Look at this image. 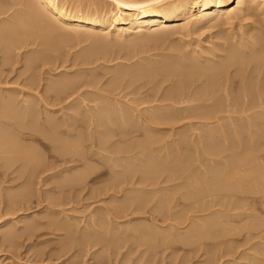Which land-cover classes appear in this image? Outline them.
<instances>
[{
    "label": "rangeland",
    "instance_id": "1",
    "mask_svg": "<svg viewBox=\"0 0 264 264\" xmlns=\"http://www.w3.org/2000/svg\"><path fill=\"white\" fill-rule=\"evenodd\" d=\"M20 1L24 5H22ZM34 1L32 0H29V1L28 0H23V1L22 0H0V7H1L0 9L2 8L6 9L8 7L11 9L10 10L11 15L9 12L6 18L0 19V30L3 31V33L2 32L1 33L5 35V36H3L2 34L0 35L2 36L0 37V53H3V54H0V57H1L0 66H2L1 63L2 62L4 63V60H7V58H9L10 56V59H9L10 63H8L9 65L6 68L4 67V69L0 67V88H1L0 90L15 91L17 89L16 90L17 92L22 90L21 91L22 93L20 94L17 93L21 95V96L18 95L19 100H22V99L24 100V98L26 99V97H28L31 93L32 97L29 96L27 98L28 100H30V102L29 101L28 102L34 105L36 104L37 101H39V105L37 103L34 106L36 109L39 108L40 112L43 113L42 116L39 115L41 116L40 118L44 117V120H45L48 117H50L51 119L55 117L54 119L55 121H57L56 124L57 125L60 124L58 125L59 128L56 127L57 130L55 128L53 129L55 130V132H53V130L51 131V133L53 134L49 132V134L52 137H54L53 141H55V143L57 144H60V143L65 144V145L67 144V146L71 144L72 147H74L75 149L77 148L76 150H77L78 157L76 155L75 159H81L82 157L83 159L81 160L82 162L79 161L77 164L70 163L67 166L64 163V160L61 157H59V155L53 150V147L50 146L49 142L44 141V144L48 145V146L47 145L44 146V144L41 145L36 141L34 142V140H26L27 138L25 136L22 137L23 139L25 138V140L21 139L20 144L23 143V146L28 145L29 147H33V149H35L34 150L35 154L37 155L38 158L40 159L43 158L42 159L43 162L44 161H46L45 163L49 162V164H53L54 167L55 166L56 167L55 169L52 170V172H49L50 174L48 172H46L45 175L42 174L43 177H41V181L43 183L40 181V178L39 180H37L38 177L34 179V181L35 180L40 181V184L39 182L37 183L36 181L35 182L33 181L35 184L37 183L36 185L34 184L35 186L32 185L34 186L36 192H35V196L33 197L34 199L28 198V200L30 201L26 200L25 199L26 197L23 199L20 197V195L23 194V192H25V190L27 189L25 187H28V186H25L28 184V182H26L27 177L24 176L25 178L22 179L23 177L20 174L19 166L21 164L15 165L16 167H13L11 171L5 173L6 175H0V202L3 201L2 204H0V264H212V263L213 264H218V263L219 264H264V191H263L264 188L260 187L259 185L260 184L259 181L261 180L258 179L259 180L258 181L255 178V177L259 178L258 177L259 172L256 173L257 176L255 177L253 176L255 172L259 171V168L263 169L264 171V139H263L264 138V127L262 128V126L264 125V89H261V91L259 90L260 93L259 91L258 93L256 92L258 94V97H257V94H255L256 96L255 99L258 100L259 103L257 101L258 103L257 104L255 100L254 102L255 104L252 103L250 105L251 106L249 108L250 111L247 110L249 106L246 108V111L244 112L243 110L245 109L240 110L241 109L240 108L239 109L240 111H239V110H236L237 107L234 106L235 108L231 107L229 109L223 110L224 113L223 111H220L218 113L214 112V116L215 114L217 115L220 114L218 116L217 115L215 116L216 117L215 119H218V121L216 122V120L215 121L212 120L214 118V116L212 117L213 113L210 114L211 118H208V120L206 118L205 120L203 118L201 119L198 118V116H200L198 115V113L200 112L197 113L196 111H191V112L186 111L190 109V106L193 103H191L190 106L188 105V103L184 104L185 106L188 105L187 106L188 108H186V110L182 108L184 107L183 104L180 105L182 110L186 111V113L182 112L183 115H181L182 113H181V109L179 108L180 107L179 105L177 106L175 105L176 106L175 107L174 105L172 106L171 105L172 103L170 104V102L164 103V101H162L161 96H163L164 94L166 95V93L174 90L173 88H175L176 86L175 85L176 79L174 80V78H172L173 80L170 78L171 80L170 79L169 81L167 80L168 82L164 81L166 84L161 82L160 85H159L160 82L159 83L157 82L158 84L157 85L156 82L154 81L144 82V80L142 81L138 79L137 80L131 79L132 81L131 82L129 81L130 79L128 80L124 78L120 80L119 82H113L118 76L116 75L118 74L117 71L119 72V75H120L122 72L125 74L126 70H127L126 73L131 72L133 70L132 67L137 68L141 64L151 65V64H155L153 63L154 61L155 62H161L165 60L169 61L171 56H173V59H175L174 56L176 57L177 55L181 54L180 53L181 51L189 55H190V52H191V55L194 52L195 54L197 53V55L201 53L202 55L199 54V56H202V58L205 57L204 54H206V56H209L212 54L213 56L214 53L216 54L218 53V52H215L217 50L216 48H213V47L224 48V45L225 47L229 45L228 43H230L231 46L232 44H234L233 43L234 40L236 41V39L233 38L235 33H237L235 37L239 38V33H240L239 27L236 26V24L233 25V27L226 25V22L222 18L223 20L220 19L218 21L215 20L214 22H212L211 23L212 25L206 24V25L197 26V28L195 27V29L193 28L192 29L193 34L189 35L190 36V37L188 36L189 38L187 37L185 33L183 32L179 33L178 31V32H174V34L172 33V35L171 33H168L171 36V37L169 36L167 37L169 40L166 38L167 35L166 36L161 35L164 38L158 37L160 36V33H159L157 36L155 35V37L143 36L141 38L126 40L123 42L121 41L122 44L120 42L118 44L116 42L112 43V44L116 43V45L118 46L120 45L122 46V48H124L125 46L124 48L125 50L126 49L128 50V48L129 50H131L132 49L131 47H133V49L135 47L139 49L141 48V51L140 50H139L140 52L138 51V54L139 53L141 54H139L138 56L135 55L134 57H129V58H128L127 50H126L127 57H125L126 54L124 53L125 52L124 49H122L124 52L117 49L121 53L125 54V55L124 54L119 55V52H117V50H116V53L114 52L112 53V49L109 48L110 49V52H109L108 47H110L111 44L107 46V48L101 47L102 44L108 43V37L105 36L106 33L100 32L101 33L100 34L99 32L98 33L93 32L92 34V32L86 33L83 30L77 31L78 34H76L75 30L69 31L71 33V36L73 33L74 37L70 38L69 37L70 34H69L68 37L65 38V41H64V37H62L60 40L64 41V43L66 44L59 41V43H61L60 45H58L59 48L54 47L57 45L51 43L53 44L52 51H51L52 47L50 46V44L47 46L46 45L44 46L43 45H40V46L31 45V47L18 49L15 51L13 48H11L13 49V50L9 49V51L11 52H9L7 55L4 54L5 46L10 45L9 44L10 36H8L7 28H4V27H7L8 22L14 21L13 16L18 19L17 24H20V20L21 22L23 19L25 20L26 17H24L25 16L24 14L26 13V10H25L26 8L23 6H25V4L28 2L30 3ZM76 1L78 0H69V2H74L75 4H76ZM79 1L82 4L91 5L92 7L96 9H100L104 13L105 12H107V14L110 13L109 15L111 16H115V17L120 16V13L116 11L117 10L116 6L112 3V0H79ZM16 3H18V5ZM261 3L263 5L262 7L264 10V0ZM232 5L236 6V2L232 3ZM22 11H25L24 14ZM91 11L92 10H89V12ZM12 12H13V15H12ZM195 14L199 15V13H196V12ZM20 16L21 17L23 16V19L22 18L19 19ZM255 16H252V15L248 16L251 19L250 20L251 22L249 21V18H248L247 21L245 20L246 22L244 23V25L248 24V21L249 23H252L253 21H255L256 23L252 25V28L260 29L263 25L262 18H264V15L262 14V12H257ZM5 22L7 23V25ZM243 22H242V25H243ZM9 26L13 30H18L17 27L19 25L18 26L16 25L17 27L14 25L16 29L12 25H9ZM5 30H6V33H5ZM65 30L62 31V33L64 32L63 34H65ZM231 30H233L234 32ZM76 36H80L78 37L79 39ZM143 38L144 39L146 38V39L144 40ZM259 38L263 40L264 36L261 35V37ZM105 39H106V42H105ZM67 40H70V41L68 42ZM95 40L97 41V43ZM114 41H117V40H114ZM224 41L227 42V45H226V42ZM126 46H128V48H126ZM179 46L182 48L179 49ZM55 48L57 49L55 50ZM104 48L106 49V53L104 52L105 51ZM100 49L104 53L101 52ZM45 51L46 53L49 52L48 53L49 55H46V56H49L50 58L49 62L51 64H49V62L45 64H43L44 62H40V63L38 62V64L36 63L37 65L36 64L32 65V63L30 64V62H28L30 58L34 57L35 55L37 56L38 53L39 54H42V52L45 53ZM210 51H212V53ZM89 54H91V56H89ZM2 57L4 60H2ZM86 58H88L89 61ZM253 58L254 56H252L250 59H253ZM11 59H13V61ZM173 59L171 58V60ZM223 60L224 59H221L220 61V59H218L217 63L219 62L222 63ZM146 61L148 63H145ZM248 61H249L248 63H250V60ZM245 62L247 63V61L244 60V63ZM215 63H212V65ZM206 64L208 65V63ZM135 65H138V66H135ZM250 65H253V64H250ZM32 66H35V67L31 69ZM251 67L252 66H250V68ZM126 68H129V69H126ZM259 71L262 72V70H259ZM79 74L82 75L84 78L82 79L83 81H81L80 87L78 86L77 90L79 91H77L76 93L74 92V94L71 93L72 96H69L70 99L65 98L64 101L66 103L63 101V103L59 102L60 104H58L57 101H54L52 99L54 98L53 97L54 95H52V93L49 92V86L55 84L56 81L57 83L58 82L60 83V81L61 82L64 81L65 78H74V76L79 75ZM239 74H241L242 76L241 75L239 76ZM261 74L262 75H260L259 77H256V80L257 78H259V80L263 78L264 75L263 73ZM234 75H236V73ZM245 75L246 74L242 72V73H237V76L239 77L235 76L237 83L235 82L236 85L235 84H234L235 86L233 85L235 90L233 89L234 92L231 91V93H233V95H236L235 96L236 98H237V94H240L241 92V91H237V90H241L239 78L245 77ZM28 76L29 77L33 76V77H36L35 79H38V82L36 83L38 87H36L35 85L34 87L36 88H33V86L32 88H30V85L28 83L29 82ZM86 78H87V81H86ZM26 79L28 80V82H26L27 81ZM110 82H112L113 86L111 85ZM146 83H147V86L145 85ZM196 84H197V89L200 88L198 86L201 85V83L199 84L198 82ZM26 86H28V90L26 89L27 88ZM156 86H158L159 89H157ZM195 86L196 85H193L191 87V91L192 90L196 91ZM236 86L237 87L239 86V89H237ZM29 88L31 89L30 91H29ZM151 90L153 92H150ZM13 91H8L7 95H9V92L12 93ZM15 93L13 92L12 94L15 95ZM24 94L25 95L29 94V95L25 96ZM220 94L222 95L223 93H220ZM253 94H254V91H253ZM41 95L44 97H42ZM50 95L52 96V98ZM233 95L229 96L230 97L229 99L233 98ZM156 96L157 97L159 96V97L157 98ZM48 97H50V99H48ZM42 98L43 100H45V98L48 99L47 101L50 100L49 101L50 103L46 101L48 104L47 105L46 102L43 101L45 102L43 104ZM150 98L152 99L154 98V99L152 100ZM223 98L225 97H222V98L218 97L217 99L219 100L216 99V101H220L222 104L225 100ZM155 99H157V101H155ZM220 99H222V101ZM53 101L57 104H55ZM51 102L54 103L55 105L52 104ZM118 102H120L121 104H118ZM212 103L214 104L215 100L209 101L208 104H212ZM195 104L196 103H194L193 105ZM46 105L49 106V110L46 107ZM52 105H54L53 106L54 108H51ZM158 105L160 107L161 106H164V107L160 108ZM43 106L44 108H42ZM119 106L120 107L122 106L123 108V109L121 108L122 111H126L129 109L128 112L126 111L127 112L126 116L129 117V120L128 119L126 120L127 122L131 121L130 124L124 123L126 120L124 119L122 120V118L120 117L119 118L117 117L118 119L116 118V115L118 116L119 114L118 113V109L120 108ZM172 107H174L175 110L179 109L177 111L178 113ZM155 108H157L158 110ZM111 109L112 111H109ZM164 109L167 112L169 111L168 112L169 114L166 111H164ZM172 109L175 112L172 111ZM155 110L157 111L155 112ZM233 111L234 113H232ZM153 112L155 114H153ZM193 112H195V114ZM131 114L133 118H131L132 117ZM161 114L163 115L165 114L166 116L164 115L162 117ZM47 115L49 116L45 117ZM50 115L51 116L53 115V116L51 117ZM113 116L116 118L115 121L118 123L114 121ZM151 116L155 117L156 119L158 117L159 122H157L158 119L157 120L155 119L157 123L153 122L154 118L152 119ZM161 117L162 119H164L165 117L164 119L165 122L163 121L162 123H160ZM54 119L52 120L54 121ZM57 119H60V120H57ZM219 119L221 120L219 121ZM119 120L122 121V124H127L128 126L122 125ZM145 120L147 121V123ZM27 121L30 123L29 118H25V121L20 122V124L23 123L21 125H24L23 127H25V125H28ZM248 122H249V125H248ZM250 122H253L256 126L255 125L254 127H252L253 125L250 126ZM258 122L261 125L260 124L258 125ZM12 124L13 122L12 123L10 122L8 125L11 126ZM1 127L2 126L0 125V128ZM5 128L2 127L1 130ZM214 128L215 130L213 131ZM59 129L62 132L59 131ZM226 129L228 131H226ZM5 130H7V128ZM68 130H71L72 132ZM222 130L223 132H221ZM230 130H231V133H230ZM244 131H246V133ZM126 134L127 136L124 137ZM149 134L151 135L154 134V137L152 138L150 137L151 136L150 135L149 138H146L148 137ZM56 135L57 137H55ZM258 135L259 136L262 135V136L258 137ZM105 136L109 138L112 136L113 137L111 139L106 137L105 139ZM155 137H156V140H158L157 142L160 141L159 143L157 142L156 144L154 143L156 141ZM258 138L261 139L262 142L259 143L257 141L259 140ZM184 139L186 142L184 141ZM152 140H155V141L153 142ZM178 140L180 142H178ZM228 140L231 143H229ZM18 142H19V138H18ZM79 143L81 144V146ZM138 144L140 147L138 146ZM143 144L144 146H141ZM262 146H263V149H262ZM136 147H138L139 149H137ZM219 147H221V150ZM232 147L233 148L236 147L237 150L233 149ZM127 149H130L128 151L129 152L131 151L132 153L127 152ZM148 149L153 154H151L148 151ZM43 153L44 155H42ZM210 153L216 156H212ZM233 154H234L233 156L234 158L232 157ZM178 155H180L181 158ZM220 155H221V158H220ZM149 157L150 158L153 157L152 158L153 161H151L152 159H149ZM178 158L180 159L178 160ZM237 158H240L242 160H239ZM232 159L234 160L237 159L241 161L242 165L239 161H236V160H235L236 161V164H235V161ZM243 159H245V161ZM231 161H234L232 162L233 164L232 163L230 164ZM146 162H147V166H146ZM55 163H57V165ZM219 163H222V164L220 165ZM118 164L120 167L118 166ZM113 165L114 166L116 165V166L114 167ZM237 165L238 166L241 165L240 167H242V170L246 169L247 171L246 170L242 171L241 168L238 167ZM72 167L76 169H72ZM113 168L115 169L114 171H113ZM233 168H235V170ZM236 168H239L240 169L239 171L243 173L240 172L239 174V172L236 171L237 170ZM232 169L236 171L237 174L231 171ZM249 169L251 170L249 171ZM145 170L146 172H144ZM148 170L149 172H147ZM226 170L228 173L226 172ZM244 172L250 173L251 177L250 178L247 177L248 173L244 174ZM118 173H121V174H118ZM252 173L253 175H251ZM87 174L89 176L87 178L88 181L86 179V182L85 184H82V187L77 186L79 188L75 187V189L74 187H72L71 189L73 190H71L69 186H67L69 187V189L66 187H63V186H66L64 185L65 183L64 184L62 183L63 180L61 181L63 177L66 179L67 177L74 178V176L77 177L78 175L81 176V175H87ZM145 174L147 175L145 176ZM197 174L198 176L196 177ZM231 174L233 175V177ZM218 175L220 177H217ZM229 175L232 178H235L237 176L239 177L235 178L236 180L230 177L231 180H235V181L233 182L231 181V183L233 184H231L230 186L228 185L230 183L226 182V184L228 183L227 186H229V187L226 186V188H229V189H226V192H225V190L223 191L222 185L225 186L224 185L225 183H223V181L224 182L228 181ZM244 176L246 177V179H244L245 178ZM122 177L124 179L127 178L128 182L127 181H126L127 183L119 182L122 184L121 185L118 183L119 188L121 187L120 190L119 188L117 189L116 187L114 188V186L111 184L113 182L112 180L116 178H118L119 180L120 179L124 180ZM146 177L147 179L149 178L148 179L149 182L145 179ZM151 177L153 179L150 180ZM214 177H215V180H214ZM224 177L225 179L228 177L227 180H225ZM45 178L46 179L49 178V179L45 180ZM137 178H138V182H137ZM239 178L241 179L242 182L240 181L236 182L237 180H240ZM140 179L143 181H140ZM253 179L255 181H253ZM261 179H264V178H261ZM246 180H251V183L250 181H246ZM44 181H49L48 184L46 183L48 186L45 184ZM59 181L60 183H62L60 185H61V188L64 190L58 189L60 187ZM150 181H153V184L154 182H156L157 184H155V186L153 185L151 186L149 185V183L152 184ZM57 182H58V185H57ZM243 182L244 184H242ZM261 182L264 183V180H262ZM107 183L109 184V186ZM237 183H239L240 186L239 185L236 186ZM263 183H261V186ZM255 185H256V188L258 186L257 189L255 188ZM110 187L111 188L113 187L114 189L112 188L111 190ZM210 188L212 191L213 190L214 191L212 192ZM102 189L104 190V192ZM200 189L201 191L203 190V192H201ZM207 190H209V194L210 192L212 194L209 195ZM257 192L258 193L260 192L261 194L260 193L258 194ZM230 195L233 197H231ZM15 196H19L20 198L16 199L15 201H12L11 200L12 197L15 198ZM10 201H12L11 204L9 203ZM137 201L139 204L137 203ZM130 202H133L132 204H135V203H137L138 205L142 204L140 205L141 208L137 204H135L134 206L133 205L131 206ZM218 202L219 204H217ZM122 203L126 204V206L130 203L127 208L125 207L126 208L124 209L125 211L123 210L124 204ZM236 203L239 205H237ZM118 205L122 208L116 207ZM129 206L131 207L129 208ZM163 206L166 208L162 209ZM6 209H8L9 211ZM108 212L109 213L111 212L110 214H112L110 215V217L107 216ZM114 212L116 215L114 214ZM92 215H94V217ZM106 216L110 220L105 219ZM53 218L55 220L54 223L52 221V224L54 226H52L51 222H49L50 220H53ZM101 218L103 219V221ZM9 220L12 222L10 223ZM99 220H101V222ZM32 227L33 228L35 227L34 228L35 230ZM88 227H92V228H88ZM10 230L12 231V234L14 235L12 240H8L6 238L7 234L11 233ZM88 231H90L91 233H89ZM89 235L92 236V238L89 237ZM67 237H68V240H67ZM86 237H87V239H85L86 244L85 242H83L82 244L81 240ZM93 237L96 239L95 241H97L98 245L94 241ZM97 237L99 238L103 237V238L99 239ZM71 238L74 240H72ZM89 238H91L90 241H89ZM13 239H15L14 242H13ZM94 242H95V245L93 244Z\"/></svg>",
    "mask_w": 264,
    "mask_h": 264
},
{
    "label": "bare ground",
    "instance_id": "2",
    "mask_svg": "<svg viewBox=\"0 0 264 264\" xmlns=\"http://www.w3.org/2000/svg\"><path fill=\"white\" fill-rule=\"evenodd\" d=\"M23 1V0H22ZM29 1V0H28ZM32 1H34V0H32ZM18 2V1H17ZM21 2V1H20ZM24 2H26V1H24ZM236 2V6H233L232 5V3H235ZM261 2H263V0L262 1H260V0H112V3L116 6V11H118V13H120V16L119 17H115V16H111V15H109V14H107V12H103L102 10H100V9H96V8H94V7H92L91 5H86V4H82L79 0L78 1H76V4L74 3V2H69V0H36V1H34V2H28V3H26L25 4V6H23V7H25L26 9V13L24 14V12L25 11H22L23 12V14L25 15L24 17H26V19L24 20L23 19V16L21 17L20 16V18L19 19H23L22 20V22H21V20H20V24H17V21H18V19L17 18H15L14 16H13V19H14V21H10V22H8V25H7V23H6V25H7V27H4V28H7V31H8V36H10V38L9 37H7V38H9L10 39V45L8 46H5V53L4 54H8L9 52H11V51H9V49H11V48H13L14 49V51L15 50H18V49H23V48H28V47H31V45L32 46H34V45H49L50 44V46L52 47V45L53 44H55V45H57V46H54V47H58L59 48V46L58 45H60L61 43H59V41H61L62 43H64V41H65V38L66 37H68V35H69V37L71 38H73L74 36H73V33H72V36H71V33L69 32V31H71V30H75L76 31V34H78L77 33V31H85L86 33L88 32H92V34H93V32L95 33V32H101V33H106V35L105 36H107L108 37V43H106V44H102L101 45V47H105V48H107V46H109L110 44V47H108V49L110 48V49H112V53L114 52V53H116V50L118 49V50H120V51H122V52H124L122 49H124L125 48V46H124V48H122V46H118V45H116V43L118 44L119 42L121 43V41L123 42V41H126V40H132V39H136V38H141V37H143V36H149V37H155V35L157 36L159 33H160V36H158V37H162V36H166V38L169 36V37H171L168 33H171V35H172V33L174 34V32H178L179 31V33L180 32H183V33H185L186 35H187V37L189 36V35H191V34H193V28L195 29V27L197 28V26H201V25H206V24H211L212 22H214L215 20H223L224 19V21L226 22V25H229V26H232L233 27V25H235L236 24V26H238L239 27V38H236L235 37V35L237 34V33H235V35H234V39H236V41L234 40V44H232V46L230 45V43H228L229 45H227V42L226 41H224V42H226V47H225V45H224V48H217V47H213V48H216V50L217 51H215V52H218L217 54L216 53H214V51H213V56H212V54L211 55H209V56H206V54H204L205 55V57L204 58H202V56H199V54H201V53H199L198 55H197V53L195 54V52L191 55V52H190V55L189 54H185V52H180L181 54H179V55H177L176 57L174 56V58L175 59H173V56H171V58L173 59V60H171V58L169 59V61L168 60H165V61H161V62H153V63H155V64H151V65H139V67H137V68H133L132 67V71L131 72H129V73H126L127 72V70H126V72H125V74L122 72L120 75H119V72L117 71V73L118 74H116V75H118L117 77H116V81L114 80L113 82H119L120 80H122L123 78L124 79H130L129 81H131V79L132 80H144V82L145 81H154V82H156V84H157V82L159 83V85L161 84V82H163L164 84H166L164 81H169V79L171 78H174V80L176 79V86H175V88H173L174 90H172V91H170V92H168V93H166V95L164 94H162L163 96H161L162 98V101H164V103L165 102H170V104L173 106H177V105H184V104H186V103H188V105L190 106V104L191 103H196L195 105H193V104H191V106H190V109L189 110H186V108H188L187 106H185L184 105V107H182L184 110H186V111H189V112H191V111H196L197 113L198 112H200V113H198V115H200V116H198V118H203V119H205L206 120V118H207V120H208V118H211L210 117V114H212V117L214 116V112L215 113H218V112H220V111H223V110H225V109H229V108H231V107H237V109L236 110H239L240 108V110H243V109H245V110H243V112L244 111H246V108H247V110H249V108L251 107L250 105L252 104V103H254L255 102V98H256V96H255V94H257L258 93V91L260 90L261 91V89H264V76H263V78H262V76H261V78L262 79H260L259 80V78H257V80H256V77H259L260 75H262L261 73H263V75H264V39L263 40H261V38H259V37H261V35H263L264 36V18H262V23H263V25H262V27L259 29V28H255V29H253L252 28V25L253 24H255L256 22L255 21H253L252 23H249V21L251 20L248 16H250V15H252V16H255L256 14H257V12H262V14L264 15V10H263V5H262V3ZM14 3H15V1H14ZM19 3V2H18ZM18 3H16L17 5H18ZM15 4V5H16ZM21 4L22 5H24L22 2H21ZM20 5V4H19ZM7 6V5H6ZM17 7V6H16ZM1 8V7H0ZM9 8V7H8ZM8 8H2V9H0V17H2V18H0V19H4V18H6L8 15V13L10 12V8L8 9ZM89 10H92L91 12H89ZM108 11V10H107ZM114 11V10H113ZM195 12L196 13H199V15L197 16L196 14H195ZM256 13V14H255ZM113 14H114V12H113ZM10 15H11V12H10ZM12 15H13V12H12ZM19 16V15H18ZM17 16V17H18ZM258 16V15H257ZM12 17V16H11ZM256 17V16H255ZM259 17V16H258ZM28 18V19H27ZM30 18V19H29ZM223 18V19H222ZM248 18H249V21H248V24H245L244 25V23L248 20ZM252 18V17H251ZM10 19H12V18H10ZM246 20V21H245ZM223 21V22H224ZM244 21V22H243ZM260 21H261V19H260ZM242 22H243V25H242ZM251 22V21H250ZM3 23V22H2ZM6 25H4V26H6ZM9 25H12L13 27H14V25L18 28V30H13V29H11V27L9 26ZM207 25V26H208ZM212 25V24H211ZM217 25V24H216ZM8 27H10V28H8ZM224 27V26H223ZM15 28V27H14ZM67 28V29H66ZM16 29V28H15ZM65 30V34H63L62 33V31H64ZM70 29V30H69ZM67 30H68V32H67ZM197 30V29H196ZM229 30V29H228ZM75 31H73V32H75ZM231 31H233V30H231ZM3 33V31H1L0 30V35ZM234 32V31H233ZM5 33H6V30H5ZM67 33V34H66ZM100 33V34H101ZM157 33V34H156ZM179 33H177V34H179ZM194 33H195V31H194ZM224 33V32H223ZM83 34V33H82ZM176 34V33H175ZM184 34V35H185ZM3 35V34H2ZM18 35H19V37H18ZM81 35V34H80ZM84 35V34H83ZM103 35V36H104ZM162 35V36H161ZM196 35V34H195ZM3 36H5V35H3ZM17 36V37H16ZM102 36V37H103ZM0 37H2V36H0ZM62 37H64V41H62V40H60ZM77 38L78 37H80V36H76ZM89 37V36H88ZM190 37V36H189ZM188 37V38H189ZM162 38H164V37H162ZM165 38V39H166ZM232 38V39H233ZM69 39V38H68ZM79 39V38H78ZM144 39V38H143ZM146 39V38H145ZM144 39V40H145ZM155 39V38H154ZM157 39V38H156ZM168 39V38H167ZM171 39V38H170ZM215 39V38H214ZM3 40V39H2ZM82 40V39H81ZM100 40V39H99ZM98 40V41H99ZM114 40H119L118 42L117 41H114ZM139 40V39H138ZM169 40V39H168ZM227 40V39H226ZM4 41V40H3ZM68 42L70 41V40H67ZM80 41V40H79ZM96 41V40H95ZM102 41V40H101ZM163 41V40H162ZM223 41V40H222ZM230 41V40H229ZM39 42V43H38ZM105 42H106V39H105ZM113 42H116V43H114V44H112ZM127 42H129V41H127ZM51 43H53V44H51ZM96 43H97V41H96ZM104 43V42H103ZM145 43V42H144ZM147 43H148V41H147ZM182 43V42H181ZM4 44H5V42H4ZM3 44V45H4ZM8 44V43H7ZM64 44H66V43H64ZM122 44V43H121ZM187 44V43H186ZM216 44V43H215ZM2 45V46H3ZM144 45V44H143ZM181 45V44H180ZM249 45V46H248ZM49 46V47H50ZM100 46V45H99ZM114 46V47H113ZM141 46H142V44H141ZM221 46V45H220ZM4 47V46H3ZM50 47V48H51ZM39 48V47H38ZM44 48H46V47H44ZM43 48V49H44ZM104 48V49H105ZM126 48H128V46H126ZM132 49L131 50H129V48H128V58L129 57H134L135 55H139V54H141V53H139L138 54V51L140 50L141 51V48L139 49V48H137V47H135L134 49H133V47H131ZM144 48V47H143ZM146 48V47H145ZM180 48H182V47H180L179 46V49ZM187 48V47H186ZM13 49H11V50H13ZM46 49H48V48H46ZM52 49H53V47L51 48V51H52ZM57 48H55V50H56ZM103 49V48H102ZM110 49H109V52H110ZM115 49V50H114ZM2 50V49H1ZM42 50V49H41ZM117 50V52H119V55H122V54H126V50H125V52L124 53H121L120 51H118ZM187 50V49H186ZM202 50V49H201ZM36 51V50H35ZM49 51V50H48ZM93 51V50H92ZM100 51L101 52H103L101 49H100ZM139 51V52H140ZM178 51V50H177ZM55 52V51H54ZM53 52V53H54ZM58 52V51H57ZM96 52V51H95ZM105 53H106V49H105V51H104ZM103 52V53H104ZM108 52V53H109ZM172 52H174V51H172ZM172 52H171V54H172ZM205 52V51H204ZM209 52V51H208ZM211 53H212V51H210ZM28 53V52H27ZM49 53V52H48ZM48 53H46V51H45V53L44 52H42V54H37V56L35 55L34 57H32V58H30L29 60H28V62H30V64L32 63V65L33 64H38V62L40 63V62H44L43 64H45V63H48L49 62V56H46V55H49ZM103 53H102V55H103ZM177 53V52H176ZM189 53V52H188ZM203 53V52H202ZM0 54H3V53H0ZM12 54V53H11ZM124 54V55H125ZM209 54V53H208ZM27 55V54H26ZM32 55V54H31ZM52 55V54H51ZM87 55V54H86ZM93 55V54H92ZM123 55V56H124ZM169 55V54H168ZM202 55V54H201ZM9 56V55H8ZM89 56H91V54H89ZM110 56V55H109ZM252 56H254V58L253 59H250ZM12 57V56H11ZM53 57V56H52ZM57 57V56H56ZM125 57H127V54H126V56ZM170 57V56H169ZM168 57V58H169ZM1 58V57H0ZM103 58V57H102ZM248 58V59H247ZM10 59V56H9V58H7V60H4L3 59V57H2V60H4V63L2 64L1 63V65L2 66H0L1 68H3L4 69V67L6 68L9 64L8 63H10L9 60ZM53 59V58H52ZM85 59V58H84ZM88 61H89V59L88 58H86ZM218 59H220V61H221V59H224L223 60V62L222 63H217V61H218ZM12 61H13V59H11ZM86 60V61H87ZM146 60V59H145ZM164 60V59H163ZM243 60V61H242ZM244 60L245 61H247V63L245 64L244 63ZM248 60H250V63H248L249 61ZM1 61V60H0ZM6 61V62H5ZM51 61H53V60H51ZM152 61V60H151ZM216 62V63H215ZM145 63H148L147 61L145 62ZM206 63H208V65L206 64ZM212 63H215V64H213L212 65ZM243 63V64H242ZM25 64V63H24ZM28 64V63H27ZM36 64V65H37ZM49 64H51L50 62H49ZM139 64V63H138ZM209 64H211V65H209ZM250 64H253V65H250ZM40 65V64H39ZM42 65V64H41ZM47 65V64H46ZM126 66V65H125ZM135 66H138V65H135ZM248 66V67H247ZM250 66H252L251 68H250ZM35 66H32L31 67V69L32 68H34ZM38 67V66H37ZM123 67V66H122ZM127 67V66H126ZM8 69V68H7ZM28 69V68H27ZM126 69H129V68H126ZM249 69H251V70H249ZM30 70V69H29ZM118 70V69H117ZM119 70H120V68H119ZM259 70H262V72L261 71H259ZM121 72V71H120ZM245 73L246 75H245V77H240L239 78V83H240V89L241 90H237V89H239V86L237 87L236 86V90L237 91H241L240 92V94H237V98L235 97L236 95H233V93H231V91H233L234 92V90H235V88H234V86L236 85V77L235 76H237V73ZM80 73V72H79ZM236 73V75H234V74ZM2 74V73H1ZM10 74H11V72H10ZM45 74V73H44ZM3 75V74H2ZM31 75V74H30ZM241 74H239V76H240ZM8 76H10V75H8ZM239 76H237V77H239ZM242 76V75H241ZM29 77V76H28ZM31 77V76H30ZM29 77V82H28V80L26 81V82H28L29 83V85H30V88H32V86H33V88H36V87H38L37 85H36V83L38 82V79H35L36 77H31L30 78ZM115 77V76H114ZM82 79H84L83 78V76L82 75H76V76H74V78H65L64 79V81H60V83L58 82L57 83V81H56V83L55 84H53V82H52V84L53 85H51V86H49V92H51L52 93V95H54L53 97L54 98H52V96H51V98L54 100V101H57V103L58 104H60L61 102L63 103V101L65 100V98H69L70 99V97L69 96H72L71 95V93L72 94H74V92L76 93L77 91H79V90H77L78 89V86L80 87V85H81V81H83ZM170 79V80H171ZM4 80V79H3ZM35 80H37V81H35ZM173 80V79H172ZM5 81V80H4ZM86 81H87V78H86ZM167 81V82H168ZM13 82V81H12ZM50 82H51V80H50ZM126 82V81H125ZM132 82V81H131ZM171 82V81H170ZM199 82V84L201 83V85H199L198 87H200V88H198L197 89V84L196 83H198ZM236 82V83H235ZM5 83V82H4ZM27 83V84H28ZM111 83V85H112V82H110ZM121 83V82H120ZM138 83V82H137ZM153 83V82H152ZM162 83V84H163ZM172 83V82H171ZM195 83V84H194ZM26 84V85H27ZM38 84H40V83H38ZM114 84V83H113ZM116 84V83H115ZM142 84V83H141ZM155 84V85H156ZM235 84V85H234ZM2 85V84H1ZM17 85V84H16ZM25 85V84H24ZM36 85V87H34ZM49 85V84H48ZM107 85V84H106ZM110 85V86H111ZM117 85V84H116ZM119 85V84H118ZM146 86H147V83L145 84ZM145 85H143V86H145ZM158 85V84H157ZM193 85H196L195 87H196V91L194 90H192L191 91V87L193 86ZM234 85V86H233ZM92 86V85H91ZM113 86V85H112ZM173 86V85H172ZM2 87H4V86H2ZM27 88V90H28V86H26ZM84 87V86H83ZM116 87V86H115ZM157 87V89H159L158 88V86H156ZM163 87V86H162ZM194 87V88H195ZM29 88V91L31 90ZM47 88V87H46ZM144 88V87H143ZM154 88V87H153ZM172 88V87H171ZM1 89V88H0ZM12 89V88H11ZM38 89V88H37ZM44 89V88H43ZM111 89V88H110ZM161 89V88H160ZM234 89V90H233ZM17 90V89H16ZM15 90V91H16ZM20 90V89H19ZM18 90V91H19ZM33 90V89H32ZM36 90V89H35ZM8 91H13V90H0V125L2 126V127H6L7 128V130H5V129H3V130H1V128H0V175H6L5 173H7V172H9V171H11V169L13 168V167H16L15 165H18V164H21L20 166H19V168H20V174H21V176L23 177H21L22 179H24L25 177L24 176H26L27 177V181L26 182H28V184L27 185H25V186H28V187H25V188H27L26 190H25V192H23V194H21L20 195V197L23 199V198H25L26 200H28V198L30 199V198H32V199H34L33 197L35 196V188H34V186L39 182V184H40V181H41V177H43V175H45V173L46 172H52V170L53 169H55V167H54V165L53 164H49V162L48 163H45L46 161H44L43 162V158H38L37 157V155L35 154V149H33V147H29L28 145H24L23 146V143L22 144H20V140L21 139H23L22 137L23 136H25L27 139L26 140H34V142L36 141V142H38L39 144H44V141H46V142H49L50 143V146H52L53 147V150L59 155V157H61L63 160H64V163L68 166V164H73V163H78L79 161L80 162H82L81 160L83 159V157L81 158V157H79V158H81V159H75V157H76V155H77V157H78V154H77V148L75 149L74 147H72L71 146V144L69 145V146H67V144L65 145V144H62V143H60V144H57V143H55V141H53V138L54 137H52L50 134H49V132L51 133V131L55 128L56 130H57V128H59V126L58 125H60V124H56V122L57 121H55V117L54 118H52V119H54V121L50 118V117H48L49 115H47V116H45V117H48L47 119H45L44 120V117H42V118H40L42 115H43V113L42 112H40V110H39V108L38 109H36L35 108V106L34 105H36L37 103H38V105H39V101H37L36 102V104H34V105H32V103L30 104L29 102H30V100H28L27 98L29 97V96H31V93H30V95L28 96V95H25V96H28V97H26V99L24 98V100L22 99V100H19L18 99V95L20 94V93H22L21 91H19V92H17L16 91V93H15V91H13L14 93H15V95L14 94H12V93H10L9 92V95H7V93H8ZM160 91V90H159ZM158 91V92H159ZM253 91H254V94H253ZM260 91H259V93H260ZM36 92V91H35ZM43 92V91H42ZM114 92V91H113ZM150 92H153L152 90L150 91ZM155 92V91H154ZM236 92V91H235ZM257 92V93H256ZM17 93H19V94H17ZM157 93V92H156ZM165 93V92H164ZM220 93H223L222 95L220 94ZM237 93H239V92H237ZM12 94V95H11ZM17 94V95H16ZM230 94H232L233 95V98H231L232 99V101H231V99H229L230 97L229 96H232V95H230ZM39 95V94H38ZM76 95V94H75ZM219 95V96H218ZM19 96H21V95H19ZM25 96H23V97H25ZM34 96V95H33ZM36 96V95H35ZM40 96V95H39ZM42 96V95H41ZM46 96H48V95H46ZM22 97V98H23ZM32 97V96H31ZM42 97H44V96H42ZM56 97V98H55ZM153 97H155V96H153ZM157 97V96H156ZM159 97V96H158ZM157 97V98H158ZM218 97H225V98H223V99H225L224 100V104L222 103L221 104V102L220 101H216V99ZM257 97H258V94H257ZM259 97H261V96H259ZM33 98H35V97H33ZM216 98V99H215ZM48 99H50V97H48ZM48 99H46L45 98V100H43V98H42V102L43 101H47ZM150 99H152V98H150ZM154 99V98H153ZM152 99V100H153ZM160 99V100H161ZM41 100V99H40ZM149 100V99H148ZM214 101L215 100V103L213 104H208L209 103V101ZM217 100H219V99H217ZM221 101H222V99H220ZM29 101V102H28ZM50 101V100H49ZM49 101H47V102H49ZM53 101V102H54ZM146 101V100H145ZM144 101V102H145ZM150 101V100H149ZM155 101H157V99H155ZM154 101V102H155ZM161 101V102H162ZM231 101V102H230ZM257 101L258 100H256V103H257ZM45 102H43V104L45 103ZM47 102H46V104H47ZM60 102V103H59ZM65 102V101H64ZM83 102V101H82ZM111 102V101H110ZM147 102V101H146ZM160 102V101H159ZM218 102H220V103H218ZM226 102V103H225ZM230 102V103H229ZM50 103V102H49ZM52 103V102H51ZM55 103V102H54ZM54 103H52V104H54ZM57 103H55V104H57ZM66 103V102H65ZM103 103V102H102ZM211 103V102H210ZM229 103V104H228ZM258 103H259V101H258ZM257 103V104H258ZM30 104V105H29ZM54 104V105H55ZM118 104H121L120 102H118ZM255 104V103H254ZM48 105V104H47ZM46 105V107L48 108V110H49V106H47ZM54 105H52V107L51 108H54L53 106ZM113 105V104H112ZM115 105V104H114ZM125 105V104H124ZM128 105V104H127ZM193 105V106H192ZM45 106V105H44ZM44 106L42 107V108H44ZM59 106V105H58ZM71 106V105H70ZM74 106V105H73ZM104 106V105H103ZM153 106H155V105H153ZM159 106V105H158ZM169 106V105H168ZM175 106V107H176ZM118 107V106H117ZM116 107V108H117ZM120 107V106H119ZM128 107V106H127ZM160 107V106H159ZM162 108L164 107V106H161ZM160 107V108H161ZM234 107V108H235ZM257 107V106H256ZM81 108V107H80ZM105 108V107H104ZM121 108H122V106L118 109V116L116 115V118L118 117H120V118H122V120L124 119V120H126V119H128L129 120V117L128 116H126V113L128 112V110H126V111H122L121 110ZM136 108V107H135ZM160 108H159V110H160ZM173 109H174V107H172ZM180 109H181V113L182 112H185L186 113V111H183L182 110V108H181V106L179 107ZM252 108H253V106H252ZM123 109V108H122ZM132 109V108H131ZM155 109H157V108H155ZM166 109V108H165ZM164 109V111H166ZM172 109V111H174ZM39 110V111H38ZM117 110V109H116ZM125 110V109H124ZM158 110V109H157ZM157 110H155V112L157 111ZM179 109H177V110H175L176 112L178 111ZM239 110V111H240ZM53 111V110H52ZM72 111V110H71ZM74 111V110H73ZM87 111H88V109H87ZM109 111H112V109L111 110H109ZM121 113H120V112ZM163 111V112H164ZM174 111V112H175ZM250 111V110H249ZM43 112H45V111H43ZM103 112V111H102ZM108 112V111H107ZM107 112H105V113H107ZM135 112V111H134ZM162 112V111H161ZM167 112V111H166ZM169 112V111H168ZM167 112V113H168ZM226 112H227V110H226ZM242 112V111H241ZM48 113V112H47ZM52 113V112H51ZM56 113V112H55ZM54 113V114H55ZM61 113V112H60ZM69 113V112H68ZM104 113V114H105ZM158 113V112H157ZM178 113V112H177ZM185 113H184V115H185ZM194 114H195V112H193ZM192 113V114H193ZM223 113H224V111H223ZM232 113H234V111L232 112ZM240 113V112H239ZM247 113H248V111H247ZM46 114V113H45ZM111 114V113H110ZM153 114H155L154 112H153ZM169 114V113H168ZM187 114H189V113H187ZM231 114V113H230ZM39 115H41V116H39ZM102 115V114H101ZM113 115V114H112ZM111 115V116H112ZM120 115V116H119ZM162 115V117L165 115H163V114H161ZM181 115H183V113L181 114ZM217 114H215V116H216ZM218 115H220V114H218ZM217 115V116H218ZM51 116V115H50ZM53 116V115H52ZM51 116V117H52ZM57 116V115H56ZM131 116H132V114H131ZM141 116V115H140ZM139 116V117H140ZM159 116V115H158ZM166 116V115H165ZM214 116V118L212 119V120H216V122L218 121V119H215L216 117ZM244 116V115H243ZM58 117V116H57ZM114 117V116H113ZM112 117V118H113ZM126 117H128V118H126ZM152 117V119L154 118V121L153 122H156L155 121V117H153V116H151ZM162 117H161V121H160V123H162L163 121L165 122V117H164V119H162ZM171 117V116H170ZM178 117H180V116H178ZM193 117V116H192ZM263 117V116H262ZM25 118H29V120H30V123L28 122V125H25V127H23L24 125H21V124H23V123H21L20 124V122H23V121H25ZM61 118V117H60ZM116 118L114 117V121L116 120ZM117 118V119H118ZM131 118H133V116L131 117ZM160 118V117H159ZM190 118V117H189ZM218 118V117H217ZM252 118V117H251ZM157 119H158V117H157ZM156 119V120H157ZM191 119V118H190ZM222 119V118H221ZM221 119H219V121L221 120ZM228 119H229V117H228ZM241 119H242V117H241ZM44 120V121H43ZM57 120H60V119H57ZM138 120H139V118H138ZM178 120V119H177ZM211 120V119H210ZM224 120V119H223ZM222 120V121H223ZM251 120V119H250ZM253 120V119H252ZM259 120H260V118H259ZM258 120V121H259ZM120 121V120H119ZM136 121V120H135ZM142 121V120H141ZM146 121V120H145ZM245 121V120H244ZM12 123L13 122V124L11 125V126H9L8 124L9 123ZM26 122V123H27ZM59 122V121H58ZM65 122V121H64ZM116 122V121H115ZM130 122L131 121H128L127 122V120L124 122V123H128V124H130ZM139 122V121H138ZM157 122H159V119L157 120ZM156 122V123H157ZM166 122H168V121H166ZM176 122V121H175ZM179 122V121H178ZM260 122V121H259ZM258 122V125L260 124ZM262 122V121H261ZM60 123V122H59ZM61 123H62V121H61ZM116 123H118V122H116ZM115 123V124H116ZM120 123L122 124V121H120ZM119 123V124H120ZM137 123V122H136ZM146 123H147V121H146ZM206 123V122H205ZM209 123V122H208ZM242 123V122H241ZM247 123V122H246ZM263 123V122H262ZM83 124V123H82ZM84 124H86V123H84ZM138 124V123H137ZM145 124V123H144ZM234 124V123H233ZM74 125V124H73ZM95 125V124H94ZM105 125V124H104ZM122 125H127V124H122ZM149 125V124H148ZM206 125V124H205ZM210 125H212V124H210ZM232 125V124H231ZM230 125V126H231ZM248 125H249V122H248ZM251 125H253L252 127H254V123L253 122H250V126ZM261 125V124H260ZM263 125V124H262ZM66 126H68V125H66ZM70 126V125H69ZM113 126H114V124H113ZM125 126H123V127H125ZM128 126V125H127ZM144 126V125H143ZM142 126V127H143ZM147 126V125H146ZM220 126V125H219ZM225 126V125H224ZM241 126V125H240ZM247 126V125H246ZM256 126V125H255ZM10 127H11V129H10ZM57 127V128H56ZM65 127V126H64ZM85 127V126H84ZM104 127V126H103ZM111 127V126H110ZM119 127V126H118ZM122 127V126H121ZM135 127V126H134ZM209 127V126H208ZM235 127H237V126H235ZM261 127V126H260ZM264 127V125L262 126V128ZM10 130H9V129ZM61 128V127H60ZM63 128V127H62ZM127 128H129V127H127ZM126 128V129H127ZM138 128V127H137ZM141 128V127H140ZM151 128V127H150ZM155 128V127H154ZM230 128V127H229ZM251 128V127H250ZM69 129V128H68ZM73 129V128H72ZM117 129V128H116ZM158 129V128H157ZM228 129V128H227ZM226 129V131H228ZM231 129V128H230ZM237 129H239V128H237ZM256 129V128H255ZM258 129V128H257ZM77 130V129H76ZM106 130V129H105ZM125 130V129H124ZM151 130V129H150ZM154 130V129H153ZM160 130V129H159ZM215 130V128L213 129V131ZM232 130V129H231ZM231 130H230V133H231ZM235 130V129H234ZM259 130V129H258ZM59 131H61L60 129H59ZM58 131V132H59ZM68 131H71V130H68ZM118 131V130H117ZM123 131V130H122ZM155 131V130H154ZM161 131V130H160ZM212 131V130H211ZM262 131V130H261ZM53 132H55V130H53ZM62 132V131H61ZM63 132H64V130H63ZM72 132V131H71ZM70 132V133H71ZM109 132V131H108ZM107 132V133H108ZM127 132V131H126ZM221 132H223V130L221 131ZM221 132H220V134H221ZM225 132V131H224ZM234 132V131H233ZM237 132H239V131H237ZM236 132V133H237ZM245 133H246V131H244ZM259 132V131H258ZM65 133H66V131H65ZM110 133H112V132H110ZM147 133H148V131H147ZM156 133V132H155ZM202 133V132H201ZM206 133H208V132H206ZM212 133V132H211ZM218 133V132H217ZM51 134H53V133H51ZM77 134V133H76ZM152 134V133H151ZM151 134H149L148 135V137H146V138H149V136L151 135ZM182 134V133H181ZM205 134V133H204ZM210 134V133H209ZM219 134V133H218ZM248 134V133H247ZM27 135V136H26ZM147 135V134H146ZM156 135V134H155ZM188 135V134H187ZM212 135V134H211ZM217 135V134H216ZM233 135V134H232ZM235 135V134H234ZM237 135H239V134H237ZM246 135V134H245ZM254 135V134H253ZM127 136V134L124 136V137H126ZM210 136V135H209ZM220 136V135H219ZM218 136V137H219ZM260 136H262V135H260ZM259 135H258V137H260ZM55 137H57V135L55 136ZM60 137H61V135H60ZM76 137V136H75ZM78 137V136H77ZM106 137L107 136H105V139H106ZM113 137V136H112ZM112 137H107V138H109V139H111ZM150 137H154V134L153 135H151ZM157 137V136H156ZM156 137H155V140H156ZM234 137H236V136H234ZM240 137V136H239ZM256 137V136H255ZM17 138V139H16ZM18 138H19V142H18ZM29 138V139H28ZM88 138V137H87ZM120 138V137H119ZM210 138H212V137H210ZM214 138V137H213ZM217 138V137H216ZM224 138H225V136H224ZM223 138V139H224ZM241 138V137H240ZM253 138V137H252ZM41 139V140H40ZM63 139V138H62ZM79 139V138H78ZM77 139V140H78ZM219 139V138H218ZM227 139V138H226ZM247 139V138H246ZM254 139V138H253ZM252 139V140H253ZM259 139V138H258ZM261 139H262V137H261ZM261 139H259V140H257L259 143L260 142H262L261 141ZM264 139V138H263ZM23 140H25V138L23 139ZM57 140V139H56ZM155 140H152L153 142L155 141ZM245 140V139H244ZM100 141V140H99ZM151 141V142H152ZM158 140H156L154 143L156 144V142H157ZM184 141H185V139H184ZM184 141H182V142H184ZM210 141V140H209ZM220 141V140H219ZM229 141V140H228ZM236 141V140H235ZM242 141V140H241ZM25 142V141H24ZM28 142V141H27ZM33 142V141H32ZM57 142V141H56ZM81 142V141H80ZM146 142H148V141H146ZM150 142V141H149ZM152 142V143H153ZM160 142V141H159ZM159 142H157V143H159ZM178 142H180L179 140H178ZM186 142V141H185ZM137 143V142H136ZM153 143V144H154ZM220 143H222V142H220ZM229 143H231L230 141H229ZM228 143V144H229ZM244 143V142H243ZM28 144V143H27ZM80 144V143H79ZM148 144V143H147ZM154 144V145H155ZM196 144V143H195ZM207 144V143H206ZM226 144V143H225ZM242 144V143H241ZM247 144V143H246ZM47 144H44V146H46ZM180 145H181V143H180ZM235 145V144H234ZM244 145V144H243ZM257 145H258V143H257ZM263 145V144H262ZM48 146V145H47ZM80 146H81V144H80ZM134 146H135V144H134ZM138 146H139V144H138ZM141 146H144V144L143 145H141ZM147 146V145H146ZM149 146V145H148ZM157 146H158V144H157ZM184 146V145H183ZM219 146V145H218ZM245 146V145H244ZM140 147V146H139ZM151 147V146H150ZM166 147V146H165ZM211 147V146H210ZM225 147V146H224ZM234 147V146H233ZM232 147V148H233ZM137 149H139L138 147H136ZM208 148V147H207ZM217 148V147H216ZM220 148V150H221V147H219ZM229 148V147H228ZM231 148V147H230ZM125 149V148H124ZM132 149H134V148H132ZM136 149V150H137ZM143 149H145V148H143ZM147 149V148H146ZM158 149V148H157ZM162 149V148H161ZM181 149V148H180ZM184 149V148H183ZM183 149H182V151H183ZM213 149V148H212ZM233 149H236V147L235 148H233ZM240 149V148H239ZM262 149H263V146H262ZM38 150V149H37ZM128 150H130V149H127V152H129ZM169 150V149H168ZM175 150V149H174ZM190 150V149H189ZM237 150V149H236ZM250 150V149H249ZM251 150H252V148H251ZM43 151V150H42ZM81 151V150H80ZM106 151V150H105ZM114 151V150H113ZM148 151H149V149H148ZM164 151V150H163ZM179 151H181V150H179ZM186 151V150H185ZM214 151V150H213ZM230 151V150H229ZM233 151V150H232ZM263 151V150H262ZM55 152H54V154H55ZM131 152V151H130ZM129 152V153H130ZM141 152V151H140ZM150 152V151H149ZM178 152V151H177ZM235 152V151H234ZM250 152V151H249ZM252 152H253V150H252ZM251 152V153H252ZM36 153H38V152H36ZM49 153H51V152H49ZM121 153V152H120ZM123 153V152H122ZM132 153V152H131ZM146 153V152H145ZM151 153V152H150ZM167 153V152H166ZM173 153V152H172ZM179 153V152H178ZM187 153V152H186ZM192 153V152H191ZM226 153H227V151H226ZM230 153V152H229ZM255 153V152H254ZM128 154V153H127ZM149 154V153H148ZM151 154H153V153H151ZM168 154H170V153H168ZM201 154V153H200ZM206 154H208V153H206ZM211 155H212V153H210ZM232 154V153H231ZM240 154V153H239ZM261 154H262V152H261ZM42 155H44V153L42 154ZM113 155V154H112ZM147 155V154H146ZM150 155V154H149ZM235 155H236V153H235ZM39 156V155H38ZM118 156H120V155H118ZM142 156V155H141ZM167 156V155H166ZM178 156H180V155H178ZM212 156H216V155H212ZM218 156V155H217ZM223 156V155H222ZM234 156V154L232 155V157ZM244 156H246V155H244ZM247 156H248V154H247ZM251 156V155H250ZM260 156V155H259ZM40 157V156H39ZM169 157V156H168ZM183 157V156H182ZM195 157V156H194ZM225 157V156H224ZM55 158V157H54ZM143 158V157H142ZM145 158V157H144ZM153 157H149V159H152ZM161 158V157H160ZM180 158H181V156H180ZM180 158H178V160L180 159ZM220 158H221V155H220ZM228 158V157H227ZM234 158V157H233ZM236 158V157H235ZM241 158V157H240ZM240 158H237V159H239V160H242V159H240ZM243 158V157H242ZM248 158V157H247ZM250 158V157H249ZM255 158H256V156H255ZM128 159H130V158H128ZM135 159H137V158H135ZM157 159V158H156ZM177 159V158H176ZM183 159V158H182ZM193 159V158H192ZM229 159V158H228ZM231 159V158H230ZM237 159H235L236 161H239V160H237ZM42 160V161H41ZM57 160V159H56ZM63 160H62V162H63ZM105 160H106V158H105ZM115 160H116V158H115ZM132 160H133V158H132ZM200 160H202V159H200ZM232 160H234V159H232ZM234 160V161H235ZM244 161H245V159H243ZM147 161V160H146ZM151 161H153V159L151 160ZM227 161V160H226ZM234 161H231L230 162V164L232 163V162H234ZM236 161H235V164H236ZM149 162V161H148ZM162 162V161H161ZM185 162V161H184ZM240 163H241V161H239ZM243 162V161H242ZM109 163V162H108ZM170 163V162H169ZM179 163V162H178ZM180 163H182V162H180ZM204 163V162H203ZM239 163V164H240ZM260 163V162H259ZM258 163V164H259ZM56 165H57V163H55ZM64 164V165H65ZM115 164V163H114ZM135 164V163H134ZM139 164V163H138ZM150 164V163H149ZM148 164V165H149ZM157 164V163H156ZM156 164H154V165H156ZM185 164V163H184ZM220 165L222 164V163H219ZM225 164H226V162H225ZM227 164H229V163H227ZM233 164V163H232ZM245 164V163H244ZM168 165V164H167ZM178 165H180V164H178ZM182 165V164H181ZM241 165H242V163H241ZM240 165V166H241ZM256 165V164H255ZM110 166V165H109ZM114 166V165H113ZM116 166V165H115ZM114 166V167H115ZM118 166H119V164H118ZM118 166H117V168H118ZM142 166V165H141ZM146 166H147V162H146ZM158 166V165H157ZM177 166V165H176ZM191 166V165H190ZM215 166H217V165H215ZM219 166V165H218ZM227 166V165H226ZM225 166V167H226ZM238 166V165H237ZM240 166H238V167H240ZM244 166V165H243ZM246 166V165H245ZM257 166V165H256ZM255 166V167H256ZM259 166V165H258ZM262 166V165H261ZM59 167V166H58ZM58 167H57V169H58ZM61 167V166H60ZM63 167V166H62ZM91 167V166H90ZM120 167V166H119ZM130 167V166H129ZM128 167V168H129ZM159 167V166H158ZM163 167V166H162ZM168 167V166H167ZM221 167V166H220ZM263 167V166H262ZM18 168V167H17ZM64 168V167H63ZM88 168V167H87ZM127 168V169H128ZM187 168V167H186ZM191 168V167H190ZM215 168V167H214ZM222 168V167H221ZM227 168V167H226ZM228 168H229V166H228ZM241 168V170H242V167H240ZM257 168V167H256ZM255 168V169H256ZM72 169H76V168H73L72 167ZM84 169V168H83ZM120 169V168H119ZM126 169V168H125ZM137 169H138V167H137ZM140 169V168H139ZM142 169V168H141ZM150 169V168H149ZM230 169H231V167H230ZM230 169H229V171H230ZM234 170H235V168H233ZM231 170V171H233V172H235L236 173V171L237 172H239V174H240V172L241 171H239L240 169L239 168H236L237 170L236 171H234V170ZM67 170V169H66ZM91 170V169H90ZM115 169L113 168V171H114ZM154 170V169H153ZM205 170V169H204ZM207 170V169H206ZM223 170V169H222ZM221 170V171H222ZM228 170V169H227ZM227 170H226V172H227ZM244 171L246 170V169H243ZM242 170V171H243ZM251 169H249V171H250ZM261 170V171H260ZM68 171V170H67ZM71 171V170H70ZM79 171V170H78ZM129 171V170H128ZM143 171V170H142ZM179 171V170H178ZM212 171H214V170H212ZM221 171H219V172H221ZM247 171V170H246ZM1 172H3V173H1ZM58 172V171H57ZM80 172H82V171H80ZM87 172V171H86ZM95 172V171H94ZM133 172V171H132ZM144 172H146V170L144 171ZM147 172H149V170L147 171ZM155 172V171H154ZM204 172V171H203ZM215 172H217V171H215ZM225 172V173H226ZM259 172V173H258ZM91 173V172H90ZM117 173V172H116ZM115 173V174H116ZM123 173H125V172H123ZM126 173H127V171H126ZM211 173V172H210ZM228 173V172H227ZM241 173H243V172H241ZM246 172H244V174H245ZM248 173V172H247ZM246 173V174H247ZM256 173H258V177L259 178H257V177H255V176H257V174ZM15 174V173H14ZM43 174V175H42ZM50 174V173H49ZM80 174V173H79ZM88 174H89V172H88ZM88 174L87 175H76L77 177H75L74 176V178L72 177V178H62L61 179V181H62V183L64 184V185H66V186H63V187H66V188H68L69 189V187H70V189L72 188V187H74V189H75V187H77V186H79V187H82V184H85V182H86V179L89 177L88 176ZM92 174V173H91ZM118 174H121V173H118ZM131 174V173H130ZM141 174V173H140ZM216 174V173H215ZM222 174H224V173H222ZM237 174V173H236ZM235 174V175H236ZM40 175H42V176H40ZM55 175V174H54ZM54 175H52V176H54ZM125 175V174H124ZM127 175V174H126ZM132 175H134V174H132ZM147 174H145V176H146ZM150 175H151V173H150ZM155 175V174H154ZM158 175V174H157ZM232 175V174H231ZM251 175H253V173L251 174ZM11 176V175H10ZM40 176V177H39ZM49 176V175H48ZM52 176H51V178H52ZM115 176V175H114ZM130 176V175H129ZM162 176V175H161ZM193 176V175H192ZM198 176V174L196 175V177ZM226 176H228V175H226ZM241 176V175H240ZM255 178H256V180H264V179H261V178H264V171H263V169H261V168H259V171H257V172H255L254 173V175H253ZM8 177V176H7ZM36 177H38V179L37 180H39V178H40V181H37V180H35L37 183L35 184L34 182V179L36 178ZM121 177V176H120ZM148 177H149V175H148ZM153 177V176H152ZM150 178V180L151 179H153V178ZM190 177V176H189ZM202 177H203V175H202ZM217 177H220L219 175L217 176ZM230 175H229V180L228 181H223L224 179H225V177H224V179L223 180H221V181H223V183H225L224 185L225 186H223L222 185V188H223V191L225 190V192H226V189H229V188H226V186H227V184L228 183H230V184H228L229 186L231 185V184H233V183H231V181L233 182V181H235L236 179L235 178H237V177H239V176H237V177H235V178H232L233 177V175H232V179H235V180H231L230 179ZM245 177V176H244ZM243 177V178H244ZM247 177H251L250 176V173H248V176ZM253 177V178H254ZM111 178H113V177H111ZM123 178V177H122ZM129 178V177H128ZM134 178V177H133ZM132 178V179H133ZM141 178V177H140ZM227 178L225 179V180H227ZM47 179H49V178H47ZM46 178H45V180H47ZM68 179V180H67ZM124 179V178H123ZM131 179V178H130ZM148 182H149V178L147 179V177L145 178ZM191 179V178H190ZM197 179V178H196ZM204 179V178H203ZM240 179V178H239ZM241 179H242V177H241ZM241 179L240 180H237L236 182H242L243 181V179H242V181H241ZM244 179H246V177L244 178ZM248 179V178H247ZM26 180V179H25ZM43 180H44V178H43ZM51 180V179H50ZM112 180V179H111ZM154 180H156V179H154ZM153 180V181H154ZM158 180V179H157ZM193 180V179H192ZM212 180V179H211ZM214 180H215V177H214ZM258 180V181H259ZM34 181V182H33ZM87 181H88V179H87ZM113 181V182H112ZM110 183L114 186V188L116 187V189L117 188H119V184H121V183H119V182H125V183H127L128 182V179L126 178V179H124V180H122V179H118V178H116V179H113ZM127 181V182H126ZM140 181H143V180H141L140 179ZM139 181V182H140ZM153 181H150L152 184H150L149 183V185H153V186H155V184H157L156 182H154V184H153ZM213 181V180H212ZM217 181V180H216ZM219 181V180H218ZM246 181H250V183H251V180H246ZM253 181H255L254 179H253ZM261 181H259L260 182V187H262V188H264L263 186V182H261ZM20 182V181H19ZM42 182V181H41ZM45 182V184L47 183L48 184V182L49 181H44ZM137 182H138V178H137ZM163 182V181H162ZM211 182V181H210ZM226 182H228L227 184H226ZM235 182V183H236ZM259 182H257V183H259ZM33 183V184H32ZM43 183V182H42ZM54 183V182H53ZM62 183H60V181H59V188L58 189H62L61 188V185L60 184H62ZM109 183V182H108ZM107 183V184H108ZM119 183V184H118ZM145 183V182H144ZM160 183V182H159ZM217 183V182H216ZM219 183V182H218ZM222 183V184H223ZM246 183H248V182H246ZM245 183V184H246ZM256 183V182H255ZM261 183H263L262 184V186H261ZM35 184V185H34ZM46 184V185H47ZM52 184V183H51ZM118 184V185H117ZM129 184H130V182H129ZM128 184V185H129ZM148 184V183H147ZM162 184V183H161ZM182 184V183H181ZM242 184H244V182L242 183ZM32 185H34V186H32ZM45 185V186H46ZM57 185H58V182H57ZM122 185V184H121ZM146 185V184H145ZM212 185V184H211ZM217 185V184H216ZM237 185H239V183H237L236 184V186ZM257 185V184H256ZM256 185H255V188H256ZM5 186V185H4ZM40 186V185H39ZM48 186V185H47ZM67 186H69V187H67ZM85 186V185H84ZM108 186H109V184H108ZM111 186V185H110ZM134 186V185H133ZM137 186V185H136ZM180 186V185H179ZM209 186V185H208ZM229 186H227V187H229ZM234 186V185H233ZM240 186V185H239ZM242 186V185H241ZM244 186H246V185H244ZM243 186V187H244ZM248 186V185H247ZM33 187V188H32ZM79 187H77V188H79ZM130 187V186H129ZM157 187V186H156ZM166 187V186H165ZM212 187V186H211ZM216 187V186H215ZM225 187V188H224ZM18 188V187H17ZM55 188V187H54ZM65 188V189H66ZM111 188V187H110ZM113 188V187H112ZM112 188H111V190H112ZM113 188V189H114ZM121 188V187H120ZM120 188H119V190H120ZM149 188V187H148ZM160 188V187H159ZM180 188V187H179ZM185 188V187H184ZM206 188V187H205ZM214 188V187H213ZM257 188H258V186H257ZM256 188V189H257ZM14 189V188H13ZM106 189V188H105ZM123 189V188H122ZM156 189V188H155ZM165 189V188H164ZM168 189V188H167ZM208 189V188H207ZM256 189H255V191H256ZM261 189V188H260ZM259 189V190H260ZM62 190H64V189H62ZM71 190H73V189H71ZM103 190V189H102ZM160 190V189H159ZM163 190V189H162ZM210 190H211V188H210ZM231 190V189H230ZM240 190V189H239ZM250 190V189H249ZM84 191V190H83ZM129 191V190H128ZM127 191V192H128ZM139 191V190H138ZM158 191V190H157ZM172 191V190H171ZM200 191H201V189H200ZM208 191V194H209V190H207ZM212 191V190H211ZM214 191V190H213ZM212 191V192H213ZM216 191V190H215ZM233 191V190H232ZM235 191V190H234ZM264 191V190H263ZM7 192V191H6ZM58 192V191H57ZM59 192H61V191H59ZM71 192V191H70ZM103 192H104V190H103ZM107 192V191H106ZM105 192V193H106ZM111 192V191H110ZM110 192H108V193H110ZM177 192V191H176ZM201 192H203V190L201 191ZM231 192V191H230ZM5 193V192H4ZM13 193V192H12ZM107 193V194H108ZM140 193V192H139ZM224 193V192H223ZM246 193V192H245ZM258 193V192H257ZM260 193V192H259ZM258 193V194H259ZM8 194V193H7ZM123 194V193H122ZM138 194V193H137ZM145 194H147V193H145ZM171 194V193H170ZM199 194H200V192H199ZM207 194V195H208ZM212 193L210 192V194L209 195H211ZM216 194V193H215ZM231 194V193H230ZM261 194V193H260ZM71 195V194H70ZM102 195V194H101ZM119 195V194H118ZM188 195V194H187ZM204 195V194H203ZM208 195V196H209ZM229 195V194H228ZM232 195V194H231ZM230 195V196H231ZM74 196V195H73ZM163 196V195H162ZM173 196V195H172ZM175 196V195H174ZM190 196V195H189ZM261 196V195H260ZM19 196H15V198L14 197H12V199L11 198H9V199H11L12 201H15L16 199H19L20 198ZM38 197V196H37ZM36 197V198H37ZM50 197V196H49ZM49 197H48V199H49ZM116 197V196H115ZM142 197V196H141ZM171 197V196H170ZM231 197H233V196H231ZM230 197V198H231ZM4 198V197H3ZM39 198V197H38ZM145 198H146V196H145ZM156 198V197H155ZM167 198H169V197H167ZM227 198H229V197H227ZM8 199V198H7ZM52 199V198H51ZM50 199V200H51ZM112 199V198H111ZM164 199V198H163ZM187 199V198H186ZM247 199V198H246ZM4 200V199H3ZM46 200V199H45ZM115 200V199H114ZM136 200V199H135ZM134 200V201H135ZM158 200H159V198H158ZM157 200V201H158ZM188 200V199H187ZM12 201H10L9 203L11 204L12 203ZM28 201H30V200H28ZM53 201V200H52ZM51 201V202H52ZM133 201V202H134ZM139 201V200H138ZM138 201H137V203H138ZM151 201V200H150ZM161 201V200H160ZM169 201V200H168ZM246 201V200H245ZM3 202V201H2ZM2 202H0V204H2ZM113 202V201H112ZM129 202V201H128ZM133 202H130L129 204L132 206H134L135 204H137V203H135V204H132ZM136 202V201H135ZM146 202V201H145ZM167 202V201H166ZM214 202V201H213ZM227 202V201H226ZM225 202V203H226ZM7 203V202H6ZM15 203V202H14ZM19 203V202H18ZM61 203V202H60ZM127 203V202H126ZM144 203V202H143ZM169 203V202H168ZM179 203V202H178ZM9 204V205H10ZM122 204H124V203H122ZM128 204V205H129ZM139 204V203H138ZM137 204V205H138ZM175 204V203H174ZM217 204H219V202L217 203ZM237 204V203H236ZM14 205V204H13ZM22 205V204H21ZM26 205V204H25ZM50 205H52V204H50ZM128 205L126 206V204H124V208H123V210L124 209H126L127 207H128ZM140 205H142V204H140ZM140 205H138L139 207H140ZM235 205V204H234ZM237 205H239V204H237ZM243 205V204H242ZM17 206V205H16ZM24 206V205H23ZM112 206V205H111ZM131 206H129V208L131 207ZM223 206V205H222ZM241 206V205H240ZM116 207H120L119 205L118 206H116ZM126 207V208H125ZM9 208V207H8ZM120 208H122V207H120ZM119 208V209H120ZM141 208V207H140ZM144 208V207H143ZM142 208V209H143ZM158 208V207H157ZM165 209L166 207H162V209ZM244 208V207H243ZM12 209V208H11ZM47 209V208H46ZM155 209V208H154ZM159 209V208H158ZM157 209V210H158ZM237 209H239V208H237ZM6 210H8V209H6ZM105 210V209H104ZM114 210V209H113ZM9 211V210H8ZM99 211V210H98ZM108 211V210H107ZM115 211V210H114ZM125 211V210H124ZM131 211V210H130ZM54 212V211H53ZM97 212V211H96ZM105 212V211H104ZM113 212V211H112ZM6 213V212H5ZM111 213V212H110ZM109 212H108V215L107 216H109L110 217V215H112V214H110ZM134 213H136V212H134ZM96 214V213H95ZM114 214H115V212H114ZM3 215V214H2ZM116 215V214H115ZM8 216V215H7ZM93 217H94V215H92ZM96 216V215H95ZM107 216H106V218L105 219H109V218H107ZM114 216V215H113ZM119 216V215H118ZM245 216V215H244ZM5 217V216H4ZM49 217V216H48ZM54 217V216H53ZM89 217V216H88ZM2 218V217H1ZM50 219H52V218H50ZM102 219V218H101ZM120 219V218H119ZM118 219V220H119ZM240 219V218H239ZM110 220V219H109ZM114 220H115V218H114ZM10 221V220H9ZM52 221H53V223H54V218H53V220H50L49 222H51V225L52 226H54L53 224H52ZM100 222H101V220H99ZM102 221H103V219H102ZM12 221H10V223H11ZM48 222V223H49ZM115 222V221H114ZM9 223V222H8ZM33 223V222H32ZM119 223V222H118ZM118 223H117V225H118ZM14 224V223H13ZM50 224V223H49ZM108 224V223H107ZM47 225V224H46ZM57 225V224H56ZM86 225H88V224H86ZM92 225H94V224H92ZM96 225V224H95ZM100 225H101V223H100ZM8 226V225H7ZM102 226H104V225H102ZM95 227V226H94ZM173 227V226H172ZM171 227V228H172ZM27 228V227H26ZM33 228V227H32ZM35 228V227H34ZM33 228V229H34ZM88 228H92V227H88ZM111 228V227H110ZM255 228V227H254ZM257 228V227H256ZM16 229V228H15ZM21 229V228H20ZM70 229V228H69ZM103 229V228H102ZM107 229V228H106ZM108 229H109V227H108ZM173 229V228H172ZM177 229V228H176ZM247 229V228H246ZM250 229V228H249ZM35 230V229H34ZM62 230V229H61ZM64 230V229H63ZM71 230V229H70ZM112 230V229H111ZM174 230V229H173ZM257 230V229H256ZM11 231V230H10ZM16 231V230H15ZM95 231V230H94ZM177 231V230H176ZM244 231V230H243ZM8 232V231H7ZM24 232V231H23ZM71 232V231H70ZM89 233H91L90 231H88ZM87 232V233H88ZM93 232V231H92ZM97 233H98V231H97ZM254 233V232H253ZM23 234V233H22ZM26 234H28V233H26ZM32 234V233H31ZM30 234V235H31ZM70 234V233H69ZM68 234V235H69ZM105 234V233H104ZM250 234V233H249ZM6 235V234H5ZM72 235V234H71ZM85 235V234H84ZM84 235H83V237H84ZM90 235H92V234H90ZM89 235V237H91L92 238V236H90ZM97 235V234H96ZM95 235V236H96ZM13 234H12V231H11V233H8L7 234V239L8 240H12V238H13ZM20 236V235H19ZM66 236V235H65ZM103 236V235H102ZM105 236V235H104ZM3 237V236H2ZM17 237V236H16ZM82 237V238H83ZM5 238V237H4ZM31 238V237H30ZM91 238H89V241H90V239ZM94 238V237H93ZM97 238H99V237H97ZM103 237H101V238H99V239H102ZM104 238H106V237H104ZM72 239V238H71ZM85 239H87V237L86 238H84V239H82L81 241V243L83 244V242H85V244H86V241H85ZM99 239H98V241H99ZM14 240L15 239H13V242H14ZM67 240H68V237H67ZM72 240H74V239H72ZM96 239L94 238V241H95ZM71 242V241H70ZM88 242V241H87ZM96 243H97V241H95ZM95 242L93 243L94 245H95ZM101 242H103V241H101ZM100 242V243H101ZM110 243V242H109ZM77 244V243H76ZM81 244V245H82ZM102 244V243H101ZM13 245V244H12ZM87 245H88V243H87ZM97 245H98V243H97ZM100 245V244H99ZM64 246V245H63ZM237 246V245H236ZM78 247V246H77ZM82 247V246H81ZM84 247V246H83ZM89 247V246H88ZM92 247V246H91ZM93 248V247H92ZM110 248H112V247H110ZM71 250V249H70ZM89 250V249H88ZM87 251V250H86ZM82 252V251H81ZM211 257V256H210ZM213 264V263H212ZM219 264V263H218Z\"/></svg>",
    "mask_w": 264,
    "mask_h": 264
}]
</instances>
